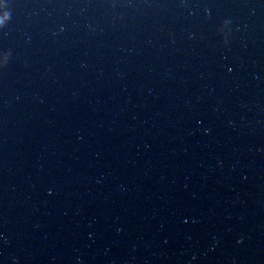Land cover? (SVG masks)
<instances>
[{
	"label": "water",
	"instance_id": "water-1",
	"mask_svg": "<svg viewBox=\"0 0 264 264\" xmlns=\"http://www.w3.org/2000/svg\"><path fill=\"white\" fill-rule=\"evenodd\" d=\"M8 10L0 264H264V0Z\"/></svg>",
	"mask_w": 264,
	"mask_h": 264
},
{
	"label": "clouds",
	"instance_id": "clouds-1",
	"mask_svg": "<svg viewBox=\"0 0 264 264\" xmlns=\"http://www.w3.org/2000/svg\"><path fill=\"white\" fill-rule=\"evenodd\" d=\"M10 20V13L8 9L3 7V0H0V29H3ZM231 21L225 20L220 26V31L223 33L225 30H228L230 27ZM9 53L4 52L0 53V68L5 67L9 61Z\"/></svg>",
	"mask_w": 264,
	"mask_h": 264
},
{
	"label": "snow or ice",
	"instance_id": "snow-or-ice-1",
	"mask_svg": "<svg viewBox=\"0 0 264 264\" xmlns=\"http://www.w3.org/2000/svg\"><path fill=\"white\" fill-rule=\"evenodd\" d=\"M3 7L8 9V0H3Z\"/></svg>",
	"mask_w": 264,
	"mask_h": 264
}]
</instances>
